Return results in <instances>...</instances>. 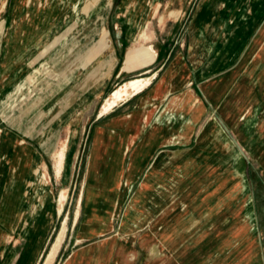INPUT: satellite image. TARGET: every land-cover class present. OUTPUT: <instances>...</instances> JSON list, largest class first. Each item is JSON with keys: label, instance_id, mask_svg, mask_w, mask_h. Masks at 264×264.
Instances as JSON below:
<instances>
[{"label": "crops", "instance_id": "crops-1", "mask_svg": "<svg viewBox=\"0 0 264 264\" xmlns=\"http://www.w3.org/2000/svg\"><path fill=\"white\" fill-rule=\"evenodd\" d=\"M4 1V102L17 83L36 72L37 61L30 55L48 57L61 49L67 60L66 65L65 59L55 64L58 83L44 95V126L30 128L34 140L27 142L16 129L0 130V264H41L61 218L54 245L66 227L65 234L54 259L49 258L53 245L44 264H53L63 246L69 250L61 264H165L158 248L171 243L173 264L202 261L191 253L193 246L206 245L201 233L211 230L217 219L216 229H228L222 190L228 181V151L242 152L229 143V122L241 117L246 99L253 101L258 93L259 81L243 78V70L247 57L263 49L264 0H255L248 24H260L251 46L235 63L236 58H228L239 53L234 48L216 51L222 57L211 58L214 48L198 42L195 26L188 45L181 43L179 25L196 0ZM215 4L200 0L198 21L203 8ZM244 34L237 38L245 39ZM49 39L64 41L49 46ZM50 61L46 67L53 65ZM44 79L50 81L48 75ZM133 79L150 82L102 116L113 91ZM57 104L65 115L73 105L77 118L85 119L86 109L96 112L90 142L70 139L62 146L56 141L50 120ZM83 128L73 132V140L85 133ZM240 154L237 176L244 165ZM79 160L81 187L67 239L70 217L62 195ZM192 167H201L192 184L215 182L221 189L211 191L208 185L192 191V185L177 195L164 193L167 183H188ZM154 198L155 221L149 215L141 219L146 214L140 212L141 204ZM178 199H188V205L181 207ZM217 199L220 208L213 207ZM138 219L142 222L137 229ZM198 239L203 241L199 244ZM181 246L189 248L188 254H181Z\"/></svg>", "mask_w": 264, "mask_h": 264}, {"label": "rangeland", "instance_id": "rangeland-1", "mask_svg": "<svg viewBox=\"0 0 264 264\" xmlns=\"http://www.w3.org/2000/svg\"><path fill=\"white\" fill-rule=\"evenodd\" d=\"M1 2L3 4L5 3L4 0H1ZM215 3L216 4L212 7L203 8L201 22L198 21L200 19L197 18L201 14L200 9H202L200 7V0H196L194 5L188 9L186 16L179 25L181 30V41H183L181 43L185 47L188 45L189 32L195 26L196 29L194 30L199 38L198 42H200L201 45L207 44L209 47L214 48L215 52L211 54V58H220L221 55H217L218 52L221 53L223 49L227 51V49L231 50L234 48V50L239 51V53L237 54L234 51L235 54H230L228 58H236L233 62L235 63L247 52L258 30L260 23L248 24V20L257 7L255 6L256 1L215 0ZM261 14L262 21L264 20V10ZM5 16L6 14H4V17ZM5 26H3V19L1 18L0 30L3 31ZM203 31L206 32V35L202 34ZM242 31L245 33V39L243 40L240 39V37L237 38L238 34ZM34 41L37 43L39 39H35ZM63 41L64 40L49 39L47 40V44L49 46H61ZM65 45L67 44H64V46ZM260 45L263 48L261 54H254L247 57L243 70V78L259 81V86L256 87L258 92L257 96L254 97L253 101L246 99L244 110L242 109V111H239L241 117L232 118L229 122V143L234 147L239 145L244 153V165L243 167L241 165L239 166L238 171L241 175L237 176L236 154L239 153V155H241L240 153L242 152L236 153V151H228V158L230 159L228 181L222 186L223 196H225L223 206L227 208L226 217H228V229H216L218 224L217 219L212 223L211 230L207 231L206 234L204 232L201 233L202 236L200 239L206 238V245H197L191 248V253H195L197 259L202 260L198 261L197 264H264V41H262ZM60 50L61 49H59V52ZM59 52L48 57H45L44 53L38 55L32 54L29 56L32 62H34V60L37 61L35 72L38 74L37 78L34 79L35 73L32 72L31 75H27L23 81H18L19 83L16 84L13 92H11V94L9 93L10 95L6 98L7 100L5 102L0 96V130L4 128L16 129L27 142H32L34 140V138L32 139L29 135L30 128L32 127L34 129V126L37 128L44 126V122L47 120L45 116L46 103L43 101L44 95L58 83L56 81V73H60V70L57 72L53 70L55 69V64H61L63 59H65L63 63L66 65V55H62ZM52 58L53 65L48 64L46 67L45 62L48 61L51 63L50 59ZM71 62L72 60H69L68 64ZM44 69L47 71L44 72ZM2 74L3 70L0 64V84L3 78ZM45 75L49 76L50 81H44ZM250 88L254 89V87ZM54 95H56L55 92ZM35 106L36 108H34ZM48 106H51V104L48 103ZM73 108L74 106L72 105V108L69 109L68 113L65 115L60 112V104H57L55 108L53 107L54 113L50 120V122H52L51 124H53L51 128L52 131L58 133L56 141H58V143L61 142L62 146H64L67 141L69 142L70 139L82 144L91 141V133L95 124L94 114L96 112L86 109L85 119H82L81 116L79 118L76 117L77 115ZM82 127H85L83 128L85 129V133L81 134V136H77L73 140V132L82 130ZM237 129L240 131L239 136L236 135ZM85 153V150L81 151L82 155ZM232 158L234 159L233 166ZM82 171L83 160H79L74 171L73 182L69 184L68 190H66L65 193L66 198L64 200L66 211L70 217L67 239L71 237L70 228L81 187L80 180L82 179ZM200 171L201 167H192L190 175L185 179L187 180L190 178L188 183L180 181L176 183H167L164 187V193L172 192L169 194L171 195L174 192V194L176 193L177 195L179 191H186L192 185L195 187L192 188V191H204V188L208 185L213 186L211 191L221 189L219 188L220 184H215V182L205 185L201 183L192 184L191 180H194V174L200 175ZM57 188V192H60V187ZM198 200L199 199H197V201ZM167 201L168 200H166V202ZM171 201H173L172 198L169 202ZM178 201L181 202V207H186L188 205V199H178ZM156 202L157 200L154 198L145 200V202L141 204L140 212L146 213L143 214L141 219L149 215L150 221H155L156 215L153 214L156 210ZM212 202L213 207H221V200L217 199ZM224 217L225 216H223V218ZM141 219H138V225H136L137 229L140 227L139 223L142 222ZM61 226L62 218L58 221L57 227L44 252L41 264H44L50 253ZM65 230L66 227L60 235L61 240L56 243L58 244V248L55 251L54 257L60 247ZM140 232L141 231H139V234H141ZM199 233L200 232L197 234ZM183 238L185 237L182 235V239ZM167 240L171 239L165 238L166 242H172V240ZM200 241L202 242L203 240L198 239L197 242L199 243ZM158 249L159 252L163 253L165 256V264H173L171 262V255H173L174 251L172 243ZM68 250V247L63 246L53 264H61ZM180 250L182 255L188 254L189 248L181 246Z\"/></svg>", "mask_w": 264, "mask_h": 264}, {"label": "bare ground", "instance_id": "bare-ground-1", "mask_svg": "<svg viewBox=\"0 0 264 264\" xmlns=\"http://www.w3.org/2000/svg\"><path fill=\"white\" fill-rule=\"evenodd\" d=\"M140 78V77H139ZM149 79H133L113 91L110 98H108L102 108L101 115L108 114L113 107H115L119 102L125 100L126 98L138 94L145 86L149 84ZM66 198V195H62V200ZM64 201V200H63ZM62 204V203H61ZM61 240V236L59 237L58 241ZM58 248V244L54 245L49 258H53L56 249Z\"/></svg>", "mask_w": 264, "mask_h": 264}]
</instances>
